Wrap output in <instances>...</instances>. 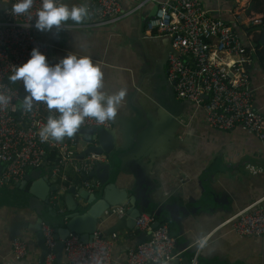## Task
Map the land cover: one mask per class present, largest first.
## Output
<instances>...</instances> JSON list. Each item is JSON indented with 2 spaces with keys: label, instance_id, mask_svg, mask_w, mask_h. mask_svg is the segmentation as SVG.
Segmentation results:
<instances>
[{
  "label": "crops",
  "instance_id": "crops-1",
  "mask_svg": "<svg viewBox=\"0 0 264 264\" xmlns=\"http://www.w3.org/2000/svg\"><path fill=\"white\" fill-rule=\"evenodd\" d=\"M96 1L62 0L69 6L95 5ZM139 1L121 0V14L114 22L94 26L88 19L81 24L68 21L66 25L71 28L67 30L40 32V38L51 46L49 62L55 64L70 52L90 56L104 73L103 90L107 94L126 89L124 101L109 121L118 137L117 146L124 148L125 160L135 161L141 167L147 196L155 197L153 200L170 198L187 210L201 207L194 215L182 218L179 225V218L167 223L175 240V253L180 254L176 260L192 258L193 264L195 259L199 264H263L260 239L236 236L228 226H219L264 198V143L240 129L226 132L210 128L202 107L176 97L165 73L167 57L172 52L170 39L153 36L145 28L157 2H147L137 10ZM202 2L213 17L228 24H232L236 12L264 16V0H243L237 4L232 0ZM7 6V0H0V21ZM262 30L256 33L259 39ZM235 31L245 43L243 30L236 27ZM251 77L254 107L264 116V71L255 66ZM9 82L20 91L21 98L26 95L22 82ZM248 164L263 172L249 173ZM34 171H41L48 179L45 169L30 170L27 174ZM126 171L131 172L128 168ZM1 173L0 165V177ZM62 174L73 185L79 181L69 168ZM33 182L30 179L22 191L16 190L15 185H0V263L17 261L12 253L14 238L28 248L22 263H39L40 250L32 228L38 215L30 207L37 206L45 216L48 209L29 193ZM50 184L57 189V183L50 180ZM2 188L8 191L3 192ZM13 193L21 198L19 204L9 202ZM136 193L139 196L141 191ZM138 200L123 204L127 207L123 218L111 215L109 209L96 225V232L102 237L118 236L111 264H125L128 250L144 239L143 234L128 228L127 222V212L134 205L139 206ZM60 201V207L66 211L64 201ZM46 222L55 227L62 224V220L49 217ZM201 240L205 241L203 247ZM176 260L169 264H176Z\"/></svg>",
  "mask_w": 264,
  "mask_h": 264
},
{
  "label": "built area",
  "instance_id": "built-area-1",
  "mask_svg": "<svg viewBox=\"0 0 264 264\" xmlns=\"http://www.w3.org/2000/svg\"><path fill=\"white\" fill-rule=\"evenodd\" d=\"M232 1L237 4L243 0ZM7 2L0 21V92L11 100L0 108V185L13 187L23 181L28 171L45 169L48 180L58 184L50 196V204L57 212H62L60 200L70 187H80L90 193L98 189L97 181L86 178L94 166L106 162V158L94 153L82 156L96 142L79 135L65 137L60 142L41 141L39 130L53 113L40 102L31 112L23 111L19 106L21 93L9 82L14 67L25 63L33 48H38L49 61L51 46L40 38V31L34 27L41 0H34L30 12L21 15L12 14L16 0ZM147 2H157V5L145 24L146 31L171 42L172 52L167 57L165 73L176 97L202 107L210 128L226 132L240 129L264 143V116L254 107L251 83L253 67L264 71L258 64L255 44V35L264 26V16L236 12L232 24H228L213 17L202 0H140L136 9ZM87 6L88 21L94 26L114 22L121 14V0H97L95 5ZM236 27L243 30L245 43L236 33ZM86 128L110 130L111 122L99 124L88 118L80 129ZM67 168L79 178L78 185L68 182L67 176L62 174ZM246 169L253 175L263 172L250 164ZM126 211V205L110 209L111 215L118 218H123ZM153 222L147 213L136 218L134 231L143 234L144 239L128 250L125 264H169L179 257L168 224L152 229ZM227 226L236 236L262 241L264 264V198L224 221L219 229ZM40 228L49 251L42 264H55L53 226L42 222ZM117 239L116 234L104 238L94 232L92 240L85 243L77 235L69 234L63 241L61 264H111ZM11 245L17 261L0 264H23L28 254L27 245L17 238Z\"/></svg>",
  "mask_w": 264,
  "mask_h": 264
},
{
  "label": "clouds",
  "instance_id": "clouds-1",
  "mask_svg": "<svg viewBox=\"0 0 264 264\" xmlns=\"http://www.w3.org/2000/svg\"><path fill=\"white\" fill-rule=\"evenodd\" d=\"M34 0H16L12 14H28ZM90 16L87 4L69 6L62 0H41L36 11L34 27L40 32H51L54 28L67 29L66 22L81 24ZM12 83L22 82L26 95L21 109L31 112L37 102L47 106L50 113L47 123L39 130L42 142H60L76 134L85 120L94 119L103 124L112 120L127 91L107 94L104 89V73L90 56L68 53L52 64L38 48H33L30 58L14 67L9 76ZM11 98L0 92V108L6 107ZM203 247L205 241H199Z\"/></svg>",
  "mask_w": 264,
  "mask_h": 264
},
{
  "label": "water",
  "instance_id": "water-1",
  "mask_svg": "<svg viewBox=\"0 0 264 264\" xmlns=\"http://www.w3.org/2000/svg\"><path fill=\"white\" fill-rule=\"evenodd\" d=\"M260 43L264 44V30L261 32ZM24 96L22 95L21 101ZM74 135L96 142V145L89 147L82 156L94 153L104 155L106 158V162L96 164L86 178V180L91 179L99 183V187L95 192L90 193L80 187H70L62 197L66 205V211L61 208L62 212H57L50 204V194L54 193L56 188L50 184L47 178L41 175V171H34L31 175L27 174L23 181L15 185L16 190L22 191L28 181L34 179L29 188V193L48 209V214L45 216L37 206L30 207L38 215L36 225L32 228L36 231V241L40 250L39 264L44 262L45 256L49 253L45 247L40 228L41 223L46 222L48 217L53 220H62L60 226L55 227L53 225L56 253L55 264H61L63 259V241L67 239L69 234L77 235L81 242L87 243L92 240L93 233L96 232V225L104 213L111 208L122 206L130 199H134V201L139 199V206L134 205L127 212L128 228L135 227V220L142 213H147L153 218L154 222L151 228L155 229L162 223L175 221L176 218H179V221L177 220L179 225L182 218H188L201 209L199 207L187 210L184 207L177 206L170 198L166 201V199L153 200L155 197L152 198L151 195L148 197L145 192L147 191V183L141 173V167L135 161L127 162L125 160L122 154L124 148L117 146L118 137L112 129L95 130L86 128L80 129ZM126 168L131 170V172L128 173ZM34 174L36 177L33 176ZM118 183L124 190L119 189ZM132 190L134 193L131 192ZM139 190L141 193L138 196L136 192ZM203 195H205V190H203L202 197ZM20 200L21 198L17 193H13L9 202L11 204H19ZM192 261V258H183L175 262L176 264H193ZM196 264H199V262L196 261Z\"/></svg>",
  "mask_w": 264,
  "mask_h": 264
},
{
  "label": "trees",
  "instance_id": "trees-1",
  "mask_svg": "<svg viewBox=\"0 0 264 264\" xmlns=\"http://www.w3.org/2000/svg\"><path fill=\"white\" fill-rule=\"evenodd\" d=\"M263 25H264V22H263ZM262 28L264 29V26ZM255 44L258 47V51L256 53L258 64L264 69V45L260 43L259 35H255ZM49 224L52 226L54 225L53 223H49Z\"/></svg>",
  "mask_w": 264,
  "mask_h": 264
},
{
  "label": "rangeland",
  "instance_id": "rangeland-1",
  "mask_svg": "<svg viewBox=\"0 0 264 264\" xmlns=\"http://www.w3.org/2000/svg\"><path fill=\"white\" fill-rule=\"evenodd\" d=\"M7 188V187H6ZM6 188H2L1 190L3 191V192H7L8 190L6 189ZM9 188V187H8Z\"/></svg>",
  "mask_w": 264,
  "mask_h": 264
}]
</instances>
